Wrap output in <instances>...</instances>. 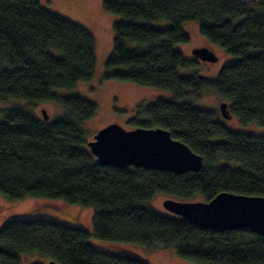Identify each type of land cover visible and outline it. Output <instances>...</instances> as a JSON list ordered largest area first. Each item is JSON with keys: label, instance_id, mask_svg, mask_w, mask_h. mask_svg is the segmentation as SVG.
<instances>
[{"label": "trees", "instance_id": "trees-1", "mask_svg": "<svg viewBox=\"0 0 264 264\" xmlns=\"http://www.w3.org/2000/svg\"><path fill=\"white\" fill-rule=\"evenodd\" d=\"M103 4L105 11L121 17L112 29L106 68L124 70L107 77L173 93L168 101L139 104L130 126L168 130L203 157L202 170L181 175L101 164L84 147L83 124L96 115V106L52 92L93 78L94 37L37 0H0V99L22 98L33 108L54 101L64 110L54 122L24 108L1 111L0 195L13 202L32 197L93 207L94 236L104 244L174 247L191 264H264V238L254 231L201 228L150 206L157 194L179 201L199 196L209 201L221 192L264 197V136L231 131L192 103L195 93L213 89L242 124L264 122V0ZM155 21L171 26L154 28ZM191 21L199 23L206 40L236 57L215 81L177 73L192 65L175 50L189 41L181 26ZM89 237L82 228L51 220H11L0 228V264H28L33 256L58 264H146L100 252Z\"/></svg>", "mask_w": 264, "mask_h": 264}, {"label": "rangeland", "instance_id": "rangeland-1", "mask_svg": "<svg viewBox=\"0 0 264 264\" xmlns=\"http://www.w3.org/2000/svg\"><path fill=\"white\" fill-rule=\"evenodd\" d=\"M43 7L51 12L85 28L95 39L96 43V68L94 76L89 81H81L72 88H54L53 94L57 96H79L93 103L97 108L94 117L83 124L85 136V148L93 140L94 135L105 126L117 124L126 130L132 127L129 121L134 117L136 107L144 103L151 105L158 100H171L172 91L155 87L140 86L132 82H123L107 77V73L124 72L118 67L112 70L106 68V62L112 53L115 23L121 17L105 11L104 0H37ZM151 25L154 28H168L169 21H155ZM198 22H185L182 29L189 37L187 43L177 44L175 50L192 63L190 67L179 68L181 77L202 76L210 81H215L222 69L236 61V57L228 55L225 50L210 43L200 33ZM196 47H208L213 51L218 61L215 63L201 61L192 54ZM191 94L192 90L189 91ZM223 99L213 89L204 90L193 95L192 103L195 107L211 112L219 123L234 132L264 136V122L242 124L237 116L231 115L229 119L221 116L219 105ZM33 108L30 102L22 98L0 99V122L2 110L10 108H24L37 117L42 118L44 109L49 116L47 122H54L64 114L63 108L54 101L36 103ZM219 140H214L217 142ZM170 197L157 194L150 206L157 213L165 216H175L163 208V201ZM192 201H204L197 197ZM93 207H83L77 204H69L63 200L25 197L21 200H8L0 195V228L7 222L15 219H46L57 223L84 229L90 234L89 243L96 249L113 255L131 256L146 264H191L181 258L174 247L151 248L138 244H104L94 236ZM24 259L25 256H20ZM31 262L47 261L39 256L28 259Z\"/></svg>", "mask_w": 264, "mask_h": 264}, {"label": "water", "instance_id": "water-1", "mask_svg": "<svg viewBox=\"0 0 264 264\" xmlns=\"http://www.w3.org/2000/svg\"><path fill=\"white\" fill-rule=\"evenodd\" d=\"M192 54L201 61H218L217 55L208 47H196ZM219 109L222 117H231L227 102H221ZM42 118L44 121L49 119L44 109ZM88 148L101 164L121 169L133 166L182 175L190 171L199 172L204 165L201 155L172 138L163 128L126 130L120 125L110 124L94 135ZM163 208L197 227L218 232L248 228L264 238L263 196L221 192L209 201L185 202L168 198L163 201ZM46 264L58 263L49 261Z\"/></svg>", "mask_w": 264, "mask_h": 264}, {"label": "bare ground", "instance_id": "bare-ground-1", "mask_svg": "<svg viewBox=\"0 0 264 264\" xmlns=\"http://www.w3.org/2000/svg\"><path fill=\"white\" fill-rule=\"evenodd\" d=\"M185 202H195V201H185Z\"/></svg>", "mask_w": 264, "mask_h": 264}, {"label": "built area", "instance_id": "built-area-1", "mask_svg": "<svg viewBox=\"0 0 264 264\" xmlns=\"http://www.w3.org/2000/svg\"><path fill=\"white\" fill-rule=\"evenodd\" d=\"M243 1H247V0H243Z\"/></svg>", "mask_w": 264, "mask_h": 264}]
</instances>
